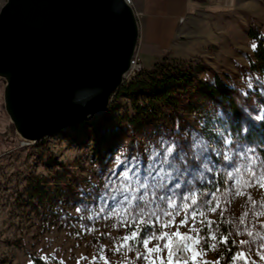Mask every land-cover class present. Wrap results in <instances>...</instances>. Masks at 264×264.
I'll return each instance as SVG.
<instances>
[{
  "label": "rangeland",
  "instance_id": "rangeland-1",
  "mask_svg": "<svg viewBox=\"0 0 264 264\" xmlns=\"http://www.w3.org/2000/svg\"><path fill=\"white\" fill-rule=\"evenodd\" d=\"M205 1L209 8L189 19L187 31L180 39L181 46L186 48L185 58L173 60L178 64L197 66L203 70L198 78L206 81L212 79V74L228 76L237 91L244 95L234 94L237 120L232 118L225 103L192 91L174 93V105L162 109L157 117L139 119L131 125L127 122V118L133 115L130 101L116 95L110 97L107 108L98 113L97 120L35 143L26 142L15 135L3 111V82L0 80V264H31L34 259L45 262L42 257H47L46 262L51 264H60L61 261L63 264H92L94 260L96 264H148L137 259V250L146 253L140 244H136L131 252L127 247L118 251L123 238L136 226L121 223L117 217L108 216L107 211L99 212V195L105 190L117 156L130 159L139 155L146 167L149 163L146 149L158 145L161 137L184 144L185 132L195 130L211 141L218 139L216 131L219 129L231 133L233 145L239 143L254 148L256 155L264 159L261 154L264 141L247 134L249 128L257 126L256 117L262 114L264 107L254 98L253 92L257 88L250 82L247 72L253 42L246 36L250 26L264 33V0ZM4 2L0 0V8ZM162 22L157 37L148 31L145 40L139 41L138 47L136 45L145 69L162 54L174 53L176 49L170 36L173 31L180 33L187 25V20L184 27L169 19ZM13 135L17 139L11 138ZM122 169L123 165L116 171L119 173ZM209 178L214 182H196L195 186L200 191H215L219 186L222 192L226 189L230 192L229 203L221 204L222 208H227L225 219L234 218L238 223L248 211L246 225L252 221L254 231L264 225V215L254 217L252 213L254 206L256 211L264 210V187L252 182V177L245 176L250 186L241 187L243 194L236 195L235 182L227 180L225 173L209 174ZM83 206H87V210ZM77 207L82 208L80 213L76 212ZM93 211L97 215L89 219ZM206 215L217 223L222 219L220 209ZM183 219L184 213L181 212L174 226L157 227L158 233L171 235ZM200 219L197 217L195 223L197 229L202 227L198 222ZM192 226L193 221L189 219L187 225L179 227L181 235L195 238L196 233L189 232ZM233 239L236 240L235 252H238L240 240L248 237L246 234L233 235ZM165 242H160L162 251L150 257L155 264H161L157 257H162L167 264ZM156 243L153 240L149 248L155 247ZM195 249L200 253L197 264L217 262L218 250H207L203 245H197ZM185 255L191 261L192 252ZM252 259L257 260V264H264L256 256Z\"/></svg>",
  "mask_w": 264,
  "mask_h": 264
},
{
  "label": "water",
  "instance_id": "water-1",
  "mask_svg": "<svg viewBox=\"0 0 264 264\" xmlns=\"http://www.w3.org/2000/svg\"><path fill=\"white\" fill-rule=\"evenodd\" d=\"M137 40L125 0H5L0 80L15 135L35 143L105 110ZM96 88L102 93L87 98ZM77 93L83 104L72 102Z\"/></svg>",
  "mask_w": 264,
  "mask_h": 264
},
{
  "label": "snow or ice",
  "instance_id": "snow-or-ice-1",
  "mask_svg": "<svg viewBox=\"0 0 264 264\" xmlns=\"http://www.w3.org/2000/svg\"><path fill=\"white\" fill-rule=\"evenodd\" d=\"M252 48L254 51L257 49L255 42ZM256 119L264 120V113ZM184 136V144L161 137L158 145H150L146 149L149 153L146 167L139 155L130 159L116 157L115 167L111 170L105 190L99 195V212L107 211L108 216L117 217L121 223H126L129 227L136 226L135 230L123 238L118 251L127 247L131 252L136 244H140L146 249V253L142 254L137 250V259L155 264V260L150 257L153 253L161 252L160 242L166 241L163 248L168 250L167 264H197L200 253L195 246L203 245L207 246V250H219L223 245L226 251L232 252L236 240L233 239L229 247V238L246 234L248 239L240 240V249L228 258V264H257V260L252 259L253 256L264 262V225H260L259 230L255 231L251 227L252 221H248L246 225L248 211L244 212L238 223L234 218L225 219L227 208H222L221 204L229 203L230 192L227 189L222 192L219 186H216L215 191H200L195 186L196 182L213 183L209 174L223 172L227 180L235 182L236 195L243 194L241 187L250 186L245 176L252 177V182L264 187V159L256 155L254 148L239 143L233 145L231 133L226 134L219 129L216 131L217 140L210 141L195 130L185 132ZM121 165L123 169L118 173L116 168ZM83 207L87 210V206ZM217 209H220L222 218L219 223L208 219L206 215L208 212L216 213ZM81 211V207L76 208L77 213ZM181 212L184 213V219L180 221L179 227L187 225L191 219L193 226L189 232H195V238L188 234L181 235L179 227L171 235L168 232L158 233L157 227L174 226L176 217ZM252 213L254 217L260 216L264 215V210L256 211L254 206ZM94 215H97L95 211L88 218L91 219ZM197 217L202 218L198 221L202 225L200 229L195 227ZM222 225L230 227L222 231ZM153 240L157 243L155 247L149 248V243ZM203 250L202 247L201 251ZM189 252H192L191 261L185 255ZM42 259L45 262L48 260L47 257ZM101 259L104 257L101 256ZM157 259L164 264L162 257ZM92 264H96L95 260ZM215 264H219V261Z\"/></svg>",
  "mask_w": 264,
  "mask_h": 264
},
{
  "label": "trees",
  "instance_id": "trees-1",
  "mask_svg": "<svg viewBox=\"0 0 264 264\" xmlns=\"http://www.w3.org/2000/svg\"><path fill=\"white\" fill-rule=\"evenodd\" d=\"M246 36L257 44V49L253 50L251 58L247 59V72L250 76V82L257 88L253 92L254 98L264 107V33H260L255 27L250 26ZM202 73L203 70L197 66L178 64L172 58L163 56L154 62L149 69L144 68L128 85L120 86L113 96L122 95L129 99L133 115L126 118L131 125H135L139 119L149 120L157 117L162 109L174 105V93H190L192 91L210 100L225 103L232 118L237 120L238 111L234 94L243 97V92L237 91L233 81L226 75L219 77L212 74V79L206 81L198 78V75ZM256 123L257 126L249 128L247 134L257 137L260 142H263L264 120L256 119ZM11 138L17 139L15 135ZM261 154L264 158V150L261 151ZM221 227L222 231L229 228L225 225ZM231 241L230 237L229 247H231ZM234 253L235 247L232 248V252H228L221 245L218 250L217 261L219 264H228V258ZM31 264L51 263L34 259Z\"/></svg>",
  "mask_w": 264,
  "mask_h": 264
},
{
  "label": "crops",
  "instance_id": "crops-1",
  "mask_svg": "<svg viewBox=\"0 0 264 264\" xmlns=\"http://www.w3.org/2000/svg\"><path fill=\"white\" fill-rule=\"evenodd\" d=\"M132 10L138 15V43L145 40V36L150 31L153 37L159 35L162 30V21L169 19L178 26H183L187 20V25L183 31L174 32L170 36V41L174 49L173 52H166L159 57L168 56L172 59H184L185 47L181 46V41L187 31L189 19L195 15L202 14L204 8H209L205 0H129ZM202 1V2H201ZM201 2V3H200ZM179 19H183L180 23ZM165 24V23H164ZM163 24V25H164ZM184 27V26H183ZM154 39V38H153ZM138 49V48H137ZM160 58H158L159 60ZM146 69H149L146 68Z\"/></svg>",
  "mask_w": 264,
  "mask_h": 264
},
{
  "label": "built area",
  "instance_id": "built-area-1",
  "mask_svg": "<svg viewBox=\"0 0 264 264\" xmlns=\"http://www.w3.org/2000/svg\"><path fill=\"white\" fill-rule=\"evenodd\" d=\"M125 3L131 7V3L129 0H125ZM134 16L136 19L138 18V15L135 13H134ZM181 20L182 19H179V22H181ZM143 69H144V67L142 66L141 60H140L139 55L136 52V48H135L133 55L131 56V58L129 60L128 69L121 76V84L119 85V87L123 86V85H128L130 82H132L135 79V77H137L142 72Z\"/></svg>",
  "mask_w": 264,
  "mask_h": 264
},
{
  "label": "clouds",
  "instance_id": "clouds-1",
  "mask_svg": "<svg viewBox=\"0 0 264 264\" xmlns=\"http://www.w3.org/2000/svg\"><path fill=\"white\" fill-rule=\"evenodd\" d=\"M102 91H103L102 89L96 88L92 93L88 94L87 98H95L97 95L101 94ZM85 100H86L85 96H82L81 94L77 93L72 102L74 104L77 103L83 104Z\"/></svg>",
  "mask_w": 264,
  "mask_h": 264
},
{
  "label": "bare ground",
  "instance_id": "bare-ground-1",
  "mask_svg": "<svg viewBox=\"0 0 264 264\" xmlns=\"http://www.w3.org/2000/svg\"><path fill=\"white\" fill-rule=\"evenodd\" d=\"M99 113H100V112H99ZM98 115H99L98 113H94V114L88 115V116L83 120V122H82L81 124H79V125H83L84 123L88 124V123H90V122H93V121L97 120Z\"/></svg>",
  "mask_w": 264,
  "mask_h": 264
}]
</instances>
